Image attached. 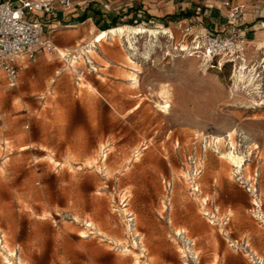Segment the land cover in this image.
Instances as JSON below:
<instances>
[{"label":"rangeland","instance_id":"rangeland-1","mask_svg":"<svg viewBox=\"0 0 264 264\" xmlns=\"http://www.w3.org/2000/svg\"><path fill=\"white\" fill-rule=\"evenodd\" d=\"M113 13L122 19L111 27L157 37L139 34L133 50L124 37L41 17L52 48L20 59L16 87L0 84V264H216L223 248L242 264H255L253 255L264 263L256 249L264 241V16L241 60L180 50L191 38L183 27L196 20ZM222 24L208 30L224 32ZM92 40L95 53L86 54ZM242 63L253 86L235 81ZM162 85L165 111L156 103ZM189 154L201 168L197 192ZM207 210L228 223H210ZM236 217L245 222L235 239Z\"/></svg>","mask_w":264,"mask_h":264},{"label":"built area","instance_id":"built-area-1","mask_svg":"<svg viewBox=\"0 0 264 264\" xmlns=\"http://www.w3.org/2000/svg\"><path fill=\"white\" fill-rule=\"evenodd\" d=\"M87 1V0H85ZM73 0H0V84L4 81L8 88L16 87L19 81V55L28 60H34L42 49L52 48L51 43L43 36V24L41 17L46 20L56 16L57 10L69 9ZM207 8L216 7L222 10L225 23L224 32H211L203 29L196 33L192 26L183 27V36L191 37L189 45L180 47V50L199 51L203 57L212 59L219 56H227L229 59L240 58L243 60L245 45V33L242 29L243 15L248 5L242 0H220L219 5L206 3ZM251 11L255 17H262L261 9L253 5ZM27 13L34 15L29 18ZM264 25V22H261ZM81 74L83 69L80 70ZM187 160L190 164L188 170L189 181L193 191H198L196 178L201 172L194 154H189ZM165 198L164 212L170 208V194L172 181H164ZM204 205V203H203ZM210 223L225 226L229 217H218L214 211H204ZM129 225L134 227L135 218L129 214L127 217ZM186 242V250L194 244L192 240L184 237V231L178 233ZM254 256L255 264H264L262 260Z\"/></svg>","mask_w":264,"mask_h":264},{"label":"crops","instance_id":"crops-1","mask_svg":"<svg viewBox=\"0 0 264 264\" xmlns=\"http://www.w3.org/2000/svg\"><path fill=\"white\" fill-rule=\"evenodd\" d=\"M195 1L196 0H73V5L69 9L59 8L57 10L56 16L53 17V19L45 20V25L56 26V24H59L63 26L76 27L78 25L85 24V27L88 30H91V26H93V30H99L103 32L109 30V28L101 30L97 26L96 22L98 25H107L112 19H115V17H117L116 19H122V17L116 16L113 11L119 15H121L123 11H129L133 12L134 15L137 14L138 16L147 15L151 19H160L158 17H171L173 21L179 22L196 20L198 23L192 25V27L201 25L203 29L206 30L211 29L216 31L217 24H219L221 21H223L222 26H225L222 10H219L216 7H206V3H214L215 5H219L220 0H203V3H201L203 9L197 5ZM258 2H260L264 8V0H245V3L251 7L253 5L258 6ZM189 8L194 11L193 15H190ZM263 12L264 11L261 9L262 16H264ZM126 16V14H123V17ZM254 20L255 15L249 14L247 17H245L244 13L242 29L244 30L245 39L249 45H254L260 40V34L255 30L259 25V22H264V20H259V22L255 23ZM244 222V219H239V217H236L235 220H232L229 223V227L233 228L232 237L235 239L237 236V234H235L236 230L239 229L241 225L244 224ZM261 228V231L264 232V227L261 226ZM256 249H258L264 259V241L262 244L256 246ZM223 251L224 248L221 249V254H219L216 264H242L241 261H237L233 257H228V255L225 256ZM234 254L235 253H233L231 249L229 256ZM242 255L244 254L242 253Z\"/></svg>","mask_w":264,"mask_h":264},{"label":"bare ground","instance_id":"bare-ground-1","mask_svg":"<svg viewBox=\"0 0 264 264\" xmlns=\"http://www.w3.org/2000/svg\"><path fill=\"white\" fill-rule=\"evenodd\" d=\"M101 32V31H100ZM146 32H149V33H152L154 34L155 37H157L156 33L157 32H152V31H148L147 29H144L143 27L141 26H135V27H130V26H127V25H123V26H117V27H113L107 31H103L101 33H104V34H109L111 37L115 36V35H118L119 37H124L125 38V41L126 43L128 44V48L130 49H137L138 46L136 45V38L139 34H144ZM100 33V34H101ZM165 33V32H164ZM97 40V39H96ZM96 42L94 40L91 41V44L90 46H88L85 50V53L86 54H91V53H95V44ZM82 52V51H81ZM195 52V51H194ZM194 52H188V56L190 57H199V55H197V53H195L196 55H194ZM84 53V52H83ZM82 53V54H83ZM59 54L62 55V56H65L64 52L59 50ZM74 58H77V55L76 56H73L72 59H70V61L72 63H74ZM205 58V57H204ZM19 59H21V61L24 63L23 59H22V56L19 55ZM207 59V58H206ZM240 70L237 72L236 74V78H235V81L238 83V82H241L243 83L245 86H253L254 85V77L247 73V69H246V66H245V63H242L240 68ZM1 71V70H0ZM251 72V71H250ZM137 81L134 79V82ZM165 85H162V90L161 92L159 93L160 95V98L162 99L161 102H156L157 105L161 108H163V110H167L169 109V103H168V94H167V91L166 89L164 88ZM166 87V86H165ZM160 101V100H159ZM230 135V133H229ZM232 144V143H231ZM234 145V144H233ZM232 145V146H233ZM229 154V153H228ZM230 156V159L236 163V166L237 168L240 167L241 165V159L235 155L233 152L229 154ZM229 158V157H228ZM190 251V250H189ZM137 264H140L138 261H136ZM185 264H188V263H185Z\"/></svg>","mask_w":264,"mask_h":264},{"label":"trees","instance_id":"trees-1","mask_svg":"<svg viewBox=\"0 0 264 264\" xmlns=\"http://www.w3.org/2000/svg\"><path fill=\"white\" fill-rule=\"evenodd\" d=\"M139 18V16L137 15V14H135L134 15V17H132V19H135V20H137L138 18ZM145 17H148L147 15H145ZM127 22H131V20L129 19V20H127ZM96 24H97V26L101 29V30H104V29H106V28H109V27H111V26H114L115 24H116V19H112L111 21H110V23L109 24H107V25H98V23L96 22ZM111 28H113V27H111ZM110 29V28H109Z\"/></svg>","mask_w":264,"mask_h":264}]
</instances>
